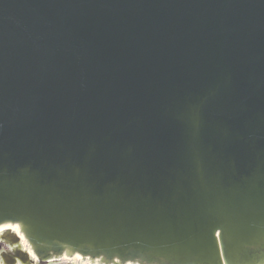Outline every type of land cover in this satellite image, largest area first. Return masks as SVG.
Segmentation results:
<instances>
[{
  "label": "water",
  "instance_id": "95a60500",
  "mask_svg": "<svg viewBox=\"0 0 264 264\" xmlns=\"http://www.w3.org/2000/svg\"><path fill=\"white\" fill-rule=\"evenodd\" d=\"M6 222L37 252L264 264V0H0Z\"/></svg>",
  "mask_w": 264,
  "mask_h": 264
},
{
  "label": "flooded vegetation",
  "instance_id": "af4514ba",
  "mask_svg": "<svg viewBox=\"0 0 264 264\" xmlns=\"http://www.w3.org/2000/svg\"><path fill=\"white\" fill-rule=\"evenodd\" d=\"M80 257V256H79ZM0 264H149L145 261H117L90 258L85 255L80 258L63 256L49 250L33 248L19 234L13 225L0 226Z\"/></svg>",
  "mask_w": 264,
  "mask_h": 264
},
{
  "label": "bare ground",
  "instance_id": "6f19581e",
  "mask_svg": "<svg viewBox=\"0 0 264 264\" xmlns=\"http://www.w3.org/2000/svg\"><path fill=\"white\" fill-rule=\"evenodd\" d=\"M79 256L82 257V255H75V257L80 258ZM83 256H85V255H83ZM88 257L93 258V259H94V258H97L98 260H99V259H102V258L99 257V256H98V257H95V256H93V255H88Z\"/></svg>",
  "mask_w": 264,
  "mask_h": 264
},
{
  "label": "rangeland",
  "instance_id": "374dc122",
  "mask_svg": "<svg viewBox=\"0 0 264 264\" xmlns=\"http://www.w3.org/2000/svg\"><path fill=\"white\" fill-rule=\"evenodd\" d=\"M71 258H75V256H70ZM95 257H98V256H95ZM101 257H103V256H101ZM103 258H105V257H103ZM117 259V258H116Z\"/></svg>",
  "mask_w": 264,
  "mask_h": 264
}]
</instances>
